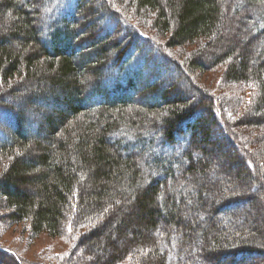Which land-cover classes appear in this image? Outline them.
I'll list each match as a JSON object with an SVG mask.
<instances>
[{
	"label": "trees",
	"instance_id": "trees-1",
	"mask_svg": "<svg viewBox=\"0 0 264 264\" xmlns=\"http://www.w3.org/2000/svg\"><path fill=\"white\" fill-rule=\"evenodd\" d=\"M225 1L231 16L262 5L237 19V37L253 23L243 42L225 38L221 0H0L10 224L28 221L32 236H58L68 220L87 227L79 264H264V0ZM150 12L165 46L129 22ZM198 38L182 62L165 51ZM219 65L227 83L255 87L235 123L188 75ZM180 82L188 92L176 94ZM7 256L25 264L0 247Z\"/></svg>",
	"mask_w": 264,
	"mask_h": 264
},
{
	"label": "rangeland",
	"instance_id": "rangeland-1",
	"mask_svg": "<svg viewBox=\"0 0 264 264\" xmlns=\"http://www.w3.org/2000/svg\"><path fill=\"white\" fill-rule=\"evenodd\" d=\"M117 1L122 3V0H117ZM94 4L96 6L99 5L97 1ZM220 4L224 6V18L228 19V23L226 22L224 24V28L222 30L223 34L225 35V38L227 39L237 38L239 42L245 41L246 36L249 35L250 32L249 30H251V28L253 27V23L250 22L243 24L242 30L240 31V35L238 37H237V33L234 31V27L236 26L235 23L237 22V19L240 16H242V14L245 11L239 13L238 16H234V15L231 16L233 4L227 3L225 0L224 1L221 0ZM261 7L262 5H259L257 6V10L255 9L251 11L247 10L245 13H247L251 18H255L257 17V15H260V9H262ZM119 8H123V7L119 6ZM129 8L130 7L127 6L126 10H128ZM130 12L131 10L127 11L128 14ZM122 13L125 16L128 15L126 14L125 10L122 11ZM49 15L45 16L44 18H41L39 21V27L42 28L43 30L49 27V19H50ZM139 18L140 17L130 19L129 22L132 23L131 25L133 26V28L136 31L138 28L139 30L144 29L145 31H148L150 37L152 38V40L155 42L156 45H159L161 47L162 45L165 46V42L167 40L168 34H161L155 31L154 28L151 27L153 13L150 12V14H146L145 17H142V19L140 20L141 22L138 20ZM250 21H253V19H250ZM99 24L101 23L99 22ZM100 29H102L101 30L102 33L104 31L103 27H101ZM126 34L127 33L123 29H121V31L119 32V35H121V37L126 36ZM41 37L46 38L44 34H41ZM204 41H205L204 38H198L193 42L186 43L182 46L173 47V48L165 47L166 49L165 51L168 53L170 57L182 62L187 57V55H189L191 51L198 48L202 43H204ZM132 50L134 52L135 48L132 47ZM250 51L252 52H250V54L248 55L249 60L254 59L253 47L250 49ZM235 56H237V54ZM156 57L157 56L154 54L153 58ZM223 69H224V65H219L210 70L192 71V72L190 71V74L188 75L191 82L195 84L196 87H198L201 91L203 92L205 91L206 93L216 98L217 103L223 106L227 119L231 123H235L236 120L237 121L239 120V114L243 110V108H245L247 104L250 105V103L252 102L251 98L255 94V87L250 83H229V82L227 83L222 75ZM166 76L167 77H164L166 80L165 82H169L171 80H174L176 74L174 73L171 75L167 74ZM114 77L116 78L117 75L114 74ZM114 77L113 78L105 77L103 82L104 83L106 81L111 82L110 80L115 79ZM110 86L112 87V85H109V87ZM179 89L180 91L176 94H180V93L183 94L189 91V88L185 82L184 83L180 82ZM235 130L240 136L245 135L248 136L249 138L258 137L257 133L259 130L255 128H235ZM241 147L244 148L245 145L242 144L240 147H238V149L241 150ZM247 147L248 150L250 151L253 150L252 146L247 145ZM1 170H2V165H0V172ZM7 211L8 208L6 206V203L4 202V199L0 196V247L1 248L7 250V252H10L11 254H13V256L16 259H20L25 264H39V263L40 264H79L78 258L81 257V253L78 251L75 245L79 240L80 236L83 235L85 232H87L88 230L87 227L76 228L75 226L72 225L71 220H68L65 224L63 233H61L58 236H50L45 232H42L36 236H32L29 230L30 228L29 222L22 221L17 224H10L7 221V218H5V214H7ZM130 237L131 234L129 233V231H127L123 238L129 239ZM103 241H104V246H102L99 249L105 250L106 249L105 246L107 245L106 235H104ZM100 242L101 240H99L98 243ZM117 242H118V246L123 245V242L120 241V239H117ZM99 249L97 250L99 251ZM2 258L0 257V262H3L2 264H17L16 261L10 256L2 257ZM120 264H131V263L128 260Z\"/></svg>",
	"mask_w": 264,
	"mask_h": 264
}]
</instances>
